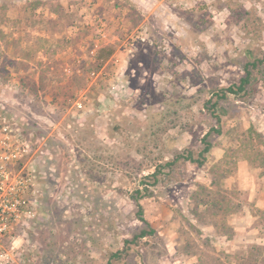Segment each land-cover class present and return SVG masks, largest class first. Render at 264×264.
<instances>
[{
  "label": "rangeland",
  "instance_id": "1",
  "mask_svg": "<svg viewBox=\"0 0 264 264\" xmlns=\"http://www.w3.org/2000/svg\"><path fill=\"white\" fill-rule=\"evenodd\" d=\"M263 54L264 0H0V149L23 146L8 167L33 211L11 264H227L263 244ZM250 62L216 119L205 100ZM144 186L155 233L126 245Z\"/></svg>",
  "mask_w": 264,
  "mask_h": 264
},
{
  "label": "trees",
  "instance_id": "2",
  "mask_svg": "<svg viewBox=\"0 0 264 264\" xmlns=\"http://www.w3.org/2000/svg\"><path fill=\"white\" fill-rule=\"evenodd\" d=\"M30 1V0H29ZM256 61L263 62L264 63V54L262 58H258ZM251 64V65H250ZM253 65V62L246 63L244 66L245 74L240 77L238 83H236L234 86H228L226 88H220L219 92H213L207 100L204 102V106L208 108V110H211V114H213L216 119H219V112H223L222 106L218 104L219 99H225L228 95V93L236 94L238 92L244 91L247 86L251 85V78L253 77V72L251 66ZM210 104V105H209ZM212 108V109H211ZM222 109V110H221ZM215 132L220 133L221 130L218 127L212 126L210 130L205 133L202 137V143L204 144L203 148L200 150L201 155L203 153L209 151L211 147V142L207 139L209 132ZM176 158H183L191 162H196L197 164H202V160L195 159L191 153H188L187 155H179L176 156ZM244 159H249L252 161V159L249 156L243 157ZM158 170H155L150 175L154 178V181L157 180V174ZM148 175V174H146ZM144 183V182H142ZM242 192H235L233 193V197H237V195H241ZM232 194V192L230 193ZM151 193L148 190V188H136L134 190V194L132 195L135 205H136V218L140 220L145 226L142 227L139 232L135 233L131 239H125L124 244H130L133 242L136 238L144 237L147 235H151L155 233V229L150 226L147 219L144 216L143 213V207L140 203V199L142 197H148ZM241 197V196H240ZM217 203V202H216ZM218 204V203H217ZM241 202L237 201L235 204V208L241 206ZM212 207H215L216 205L214 203H211ZM260 217L264 219V211H261ZM127 249V247H125ZM123 250H116L110 254V259H118L120 255L122 254ZM227 258V264H264V243L263 244H250L248 246L243 247L239 251L229 253L228 255H225ZM221 262L220 260H218ZM222 264V263H221Z\"/></svg>",
  "mask_w": 264,
  "mask_h": 264
},
{
  "label": "built area",
  "instance_id": "3",
  "mask_svg": "<svg viewBox=\"0 0 264 264\" xmlns=\"http://www.w3.org/2000/svg\"><path fill=\"white\" fill-rule=\"evenodd\" d=\"M18 141L16 138L12 149L8 148L5 140L1 141L2 147L8 149H0V264H11L13 261L7 239L13 228L33 212L24 198L27 187L25 178L19 175L12 177L8 167L11 160L18 159L23 153L24 148Z\"/></svg>",
  "mask_w": 264,
  "mask_h": 264
},
{
  "label": "crops",
  "instance_id": "4",
  "mask_svg": "<svg viewBox=\"0 0 264 264\" xmlns=\"http://www.w3.org/2000/svg\"><path fill=\"white\" fill-rule=\"evenodd\" d=\"M220 157H221V155H220ZM238 164H239L240 168L244 167L247 170H250V164L248 163V161L246 159L239 160ZM238 170L242 171V169H238ZM256 182H259V181H256ZM256 182H253V183H256ZM260 183L262 184V187L261 188H258V187L255 188L254 191L251 192V193H253V195L249 196V200L252 201L259 208L264 209V183H262V182H260Z\"/></svg>",
  "mask_w": 264,
  "mask_h": 264
}]
</instances>
